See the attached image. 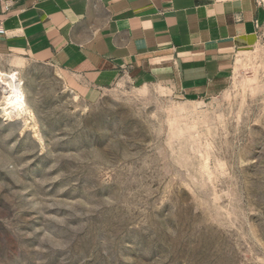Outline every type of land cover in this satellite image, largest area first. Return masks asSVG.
Instances as JSON below:
<instances>
[{
	"label": "rangeland",
	"instance_id": "374dc122",
	"mask_svg": "<svg viewBox=\"0 0 264 264\" xmlns=\"http://www.w3.org/2000/svg\"><path fill=\"white\" fill-rule=\"evenodd\" d=\"M0 264H264V22L207 99L0 55Z\"/></svg>",
	"mask_w": 264,
	"mask_h": 264
},
{
	"label": "crops",
	"instance_id": "0c3cea01",
	"mask_svg": "<svg viewBox=\"0 0 264 264\" xmlns=\"http://www.w3.org/2000/svg\"><path fill=\"white\" fill-rule=\"evenodd\" d=\"M263 22L258 0H0V55L51 65L89 102L120 82L207 99Z\"/></svg>",
	"mask_w": 264,
	"mask_h": 264
},
{
	"label": "bare ground",
	"instance_id": "6f19581e",
	"mask_svg": "<svg viewBox=\"0 0 264 264\" xmlns=\"http://www.w3.org/2000/svg\"><path fill=\"white\" fill-rule=\"evenodd\" d=\"M3 91L6 93L5 101L11 103L16 109L23 110L24 105L19 97V89L7 84L3 87ZM12 93V94H10Z\"/></svg>",
	"mask_w": 264,
	"mask_h": 264
},
{
	"label": "built area",
	"instance_id": "2783aa9c",
	"mask_svg": "<svg viewBox=\"0 0 264 264\" xmlns=\"http://www.w3.org/2000/svg\"><path fill=\"white\" fill-rule=\"evenodd\" d=\"M2 32V28L0 27V33Z\"/></svg>",
	"mask_w": 264,
	"mask_h": 264
}]
</instances>
